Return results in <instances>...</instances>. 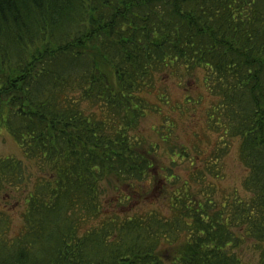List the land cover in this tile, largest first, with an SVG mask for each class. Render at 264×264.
<instances>
[{
    "label": "trees",
    "instance_id": "obj_1",
    "mask_svg": "<svg viewBox=\"0 0 264 264\" xmlns=\"http://www.w3.org/2000/svg\"><path fill=\"white\" fill-rule=\"evenodd\" d=\"M197 71L219 138L204 174L236 144L242 194L163 168L170 212L126 210L153 164L144 95ZM0 131L37 169L0 159L23 204L16 231L0 208V264H249L247 242L264 264V0H0Z\"/></svg>",
    "mask_w": 264,
    "mask_h": 264
},
{
    "label": "rangeland",
    "instance_id": "obj_2",
    "mask_svg": "<svg viewBox=\"0 0 264 264\" xmlns=\"http://www.w3.org/2000/svg\"><path fill=\"white\" fill-rule=\"evenodd\" d=\"M202 79L203 74L200 71L190 76L182 73L180 76H161L154 89L144 95L151 109L140 122L135 135L136 138H142L146 147H153L154 151L150 155L153 164L143 192L136 193L129 204L124 205L126 210L131 207L129 210L153 209L170 212L167 193L170 188L178 191L177 188H180L182 183L171 180L169 186L163 187V168H168L182 182L202 172L206 181L215 186L216 198H231L235 192L242 194L241 182L245 171L239 163L236 144L224 151L225 155L216 166L217 171L210 172L211 175L204 174L207 173L203 170L205 161L213 159L212 154L218 147L219 138L207 127V112L215 99L206 93ZM2 158L19 159L26 164L28 174H31L32 178L36 175V167L23 157L18 146L5 131H0V159ZM110 199L114 201V195H111ZM22 206V200L16 203V199H6L5 193H0V208L12 210L15 231L20 229L22 224ZM114 206L116 207V204L110 201V205L105 206V212L117 210L113 209ZM172 251L173 249L164 246L161 255L167 258ZM239 255L246 263L256 264L258 248L247 242L240 249Z\"/></svg>",
    "mask_w": 264,
    "mask_h": 264
}]
</instances>
